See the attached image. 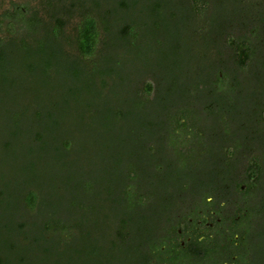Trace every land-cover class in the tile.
Instances as JSON below:
<instances>
[{
  "label": "trees",
  "instance_id": "trees-1",
  "mask_svg": "<svg viewBox=\"0 0 264 264\" xmlns=\"http://www.w3.org/2000/svg\"><path fill=\"white\" fill-rule=\"evenodd\" d=\"M1 8L0 86L16 42L20 66L70 72L61 86L67 113L53 104L52 113L29 114L20 132L21 119L12 123L14 137L33 144L14 190L0 179V264H31L21 248L35 246L43 264H183L160 234L209 215L218 191L242 192L254 222L251 188L264 193V0H11ZM29 53L42 61L24 60ZM193 119L219 123L217 137H230L216 160L204 149L216 170L206 169L201 189L182 174L186 142L205 136L179 129Z\"/></svg>",
  "mask_w": 264,
  "mask_h": 264
},
{
  "label": "rangeland",
  "instance_id": "rangeland-1",
  "mask_svg": "<svg viewBox=\"0 0 264 264\" xmlns=\"http://www.w3.org/2000/svg\"><path fill=\"white\" fill-rule=\"evenodd\" d=\"M15 2L23 3L26 2L27 0H12ZM30 1V0H29ZM11 0H0L1 6H4V8H7L10 4ZM4 8H1V12L4 10ZM42 36L41 33L38 34V32H34L32 34L33 38V44H37L34 41L37 39H40ZM17 37V36H16ZM34 38H37L34 40ZM18 45V42H16L15 46ZM13 46L14 51L12 52V55L9 56V59L11 60V65L10 68L7 69V75L6 77L8 78L5 80V82L1 83L0 86V172H1V177L2 182L4 184L9 185V190H6V192L9 193L11 189L14 190L15 184L14 182L12 183V180L14 178H20V176L23 173L22 166L25 162L28 161L26 160V153L27 156L30 154L28 153V147L31 146L33 142L29 140V136L27 135V139H24L23 136L19 138H15L12 133V123L13 121L16 123L21 119V128L16 129V131L20 132L21 130H24V128L27 126L26 123L29 121V114L30 116L33 114L35 109H41L43 114H46V111H53V104L59 108V112H62V114L68 112V108L63 109V103H64V94L65 92L62 91L61 86L65 83L64 79L67 76L68 72H70L69 69L66 68L64 70L65 65L62 64H52L50 68H44L42 69L43 71L40 72L38 70H29L26 65H19L17 64V61L21 59L22 52L20 50H17V48ZM26 58L24 60L26 61H32V62H40L42 61L40 59V56L37 55L35 56L33 54H27L25 55ZM155 58V57H154ZM67 78V77H66ZM60 89V90H59ZM241 104L239 105L240 109H245V106L243 107V100L240 101ZM72 108L76 106V103H72L70 100L68 103L69 108ZM152 107L151 105H148L147 108ZM50 108H52L50 110ZM56 108V109H57ZM48 109V110H47ZM73 109H76L73 108ZM26 111L25 116L27 119L23 117L18 118V113L21 111ZM72 111V109H71ZM244 111V110H243ZM56 113V112H55ZM205 113V112H204ZM203 112L199 113V116L201 118L208 117V115ZM235 114H237V111H235ZM46 117V116H43ZM32 120V117H30V121ZM46 120V119H45ZM194 120V127H192V123ZM192 121L187 122L186 127H181L179 128L182 130V133H199L201 132L202 129H204V134L205 136L202 137L199 142H195L191 144V142H186L188 150L185 154V158H187L188 164H189V169H185L182 171L184 181L190 180L191 175L193 178L190 180L191 183L196 185V188L201 189L203 184L205 185V180L208 178L207 176V171L206 169H209L210 171H215L216 168L215 166L211 167L208 166V153L204 152L207 150H212L213 151V160H216L215 158L217 156L222 157V154L220 153L221 151V144L222 141H227L230 139L228 136H218L216 134L217 132H222L223 128H220L219 123H215L212 121H201V120H196L193 119ZM44 122V121H43ZM26 126L24 127V125ZM17 126V125H16ZM194 136V135H193ZM233 137V135H231ZM190 138V137H188ZM234 138V137H233ZM192 139V138H191ZM194 139V138H193ZM192 139V140H193ZM10 141V146L8 148H4V142ZM32 144H30V142ZM228 152L231 151V148L229 147L227 149ZM173 154V153H172ZM174 155V154H173ZM33 156V155H32ZM221 160V159H220ZM221 162V161H220ZM208 170V171H209ZM170 171V172H169ZM206 171V172H205ZM243 173H241L239 183L241 182V187L245 186L246 189V184H247V179L245 178V171L242 170ZM188 173V176L186 174ZM214 173V172H213ZM213 173H211V177H213ZM169 177L170 175H175L174 171L168 170ZM166 174V175H167ZM214 178V177H213ZM169 180H165V183H162L161 188L159 189L155 197V201H157V205L159 204V199H162L164 197V192L162 190L167 191V186L169 184ZM249 182V181H248ZM145 187V185H142ZM195 187V186H193ZM192 185L190 184V188L193 190ZM253 188H251V191H253ZM245 189H242L243 191ZM237 194H240L237 192ZM6 203L4 202L3 205L0 203V213H4ZM264 213V210L263 212ZM1 218V217H0ZM261 223L263 224V218L261 219ZM184 222V221H183ZM168 229L166 233L168 232H174L173 236L175 239H177V231L178 227L175 228V230H171L168 226H166ZM171 227V226H170ZM180 228L184 229V225H181ZM250 238L254 239L251 240L253 241V244H255L256 247L252 246L254 249L253 252V259L251 264H264V235H262L261 232L255 233V231L251 232L249 234ZM127 245H123V252H125ZM136 244H133L132 246L130 245V248H135ZM129 248V249H130ZM22 254L25 252H32L30 254L31 256V264H43L41 259L42 256L39 257V262L38 259L36 258L37 255H41V249L37 248V246L31 248V247H24L21 248ZM128 253V252H127ZM130 253V252H129ZM101 254V252H99ZM122 255V253L114 254L115 257L119 258ZM85 259L81 260V264H90L88 257H84ZM37 259V260H36ZM112 261L114 264H116V260L112 257ZM155 264V262L153 261ZM124 264L126 262L124 261ZM162 264V263H160Z\"/></svg>",
  "mask_w": 264,
  "mask_h": 264
},
{
  "label": "flooded vegetation",
  "instance_id": "flooded-vegetation-1",
  "mask_svg": "<svg viewBox=\"0 0 264 264\" xmlns=\"http://www.w3.org/2000/svg\"><path fill=\"white\" fill-rule=\"evenodd\" d=\"M224 142L226 141H222ZM241 189H245V186ZM252 192L255 201L252 224L249 208L246 206L248 201L242 192L237 194L218 191L208 199L209 215L201 219L198 217L197 220L190 217V224L187 223L185 230L178 229L177 239L173 236L174 232L167 234L162 231L160 236L176 251L183 253V264H251L254 252L252 246H256L253 242L250 243L249 234L252 231L258 233L264 227L261 223V199L264 200V193L259 187L253 188ZM227 196L232 197L229 203L224 202ZM202 210L199 209L198 213L202 214Z\"/></svg>",
  "mask_w": 264,
  "mask_h": 264
}]
</instances>
